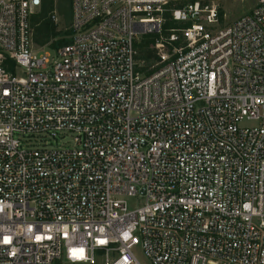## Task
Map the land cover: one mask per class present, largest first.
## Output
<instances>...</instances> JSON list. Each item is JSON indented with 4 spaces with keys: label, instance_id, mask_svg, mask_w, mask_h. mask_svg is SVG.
Here are the masks:
<instances>
[{
    "label": "built area",
    "instance_id": "2783aa9c",
    "mask_svg": "<svg viewBox=\"0 0 264 264\" xmlns=\"http://www.w3.org/2000/svg\"><path fill=\"white\" fill-rule=\"evenodd\" d=\"M50 1L0 0V264H264V0H69L36 48Z\"/></svg>",
    "mask_w": 264,
    "mask_h": 264
},
{
    "label": "rangeland",
    "instance_id": "374dc122",
    "mask_svg": "<svg viewBox=\"0 0 264 264\" xmlns=\"http://www.w3.org/2000/svg\"><path fill=\"white\" fill-rule=\"evenodd\" d=\"M210 1L215 2L218 17H219L217 23H215L216 27L221 28V27L231 24L234 20H236L240 16L248 13L255 6L257 0H210ZM59 3H60V0H57V6L59 9V19H58L57 24L53 25V28H55V30H61L64 33L66 32L68 19L70 17V1L66 2L65 4L64 3L62 4L61 2V6L59 5ZM47 17H48V14H47ZM40 23L41 21H39L38 24ZM61 37L62 35L53 37L44 44H36L35 41L34 40L33 41H34L35 47L38 48L42 45H46L48 43L50 44L52 41L58 40ZM142 203H143L142 198H139V197L127 198V204L130 208L139 206ZM135 255L141 264H151L149 260L145 257V255L139 250V248L135 250ZM59 264H72V263L61 261L59 262ZM75 264H85V263H75ZM94 264H101V259L98 257Z\"/></svg>",
    "mask_w": 264,
    "mask_h": 264
},
{
    "label": "trees",
    "instance_id": "16d2710c",
    "mask_svg": "<svg viewBox=\"0 0 264 264\" xmlns=\"http://www.w3.org/2000/svg\"><path fill=\"white\" fill-rule=\"evenodd\" d=\"M68 1L69 0H60L59 5L61 6V2L62 4L63 3L65 4ZM185 2H186L185 0L172 1L170 2L169 6L179 7L183 5ZM51 9H52V1L43 4L40 10L32 16L33 22L31 21V24L33 23L32 25L33 39L36 44H44L53 37L67 34V31L63 33V31L55 30V28H53V25L55 24L50 20L49 16L47 17V14L49 13ZM164 15L166 17L165 28L176 26L175 23L169 20V12H165ZM39 21H41L42 25L41 23L38 24ZM67 42L68 40L62 37L58 40L52 41L50 43V46L51 48H57L58 46L65 44ZM150 42H152V37H145L142 40V42L138 46V50H139L138 57L142 59H146V61L151 63L155 59V55H154L153 50L148 47ZM54 264H59V262H56Z\"/></svg>",
    "mask_w": 264,
    "mask_h": 264
},
{
    "label": "snow or ice",
    "instance_id": "6c2138e0",
    "mask_svg": "<svg viewBox=\"0 0 264 264\" xmlns=\"http://www.w3.org/2000/svg\"><path fill=\"white\" fill-rule=\"evenodd\" d=\"M5 243H7V238H5Z\"/></svg>",
    "mask_w": 264,
    "mask_h": 264
}]
</instances>
